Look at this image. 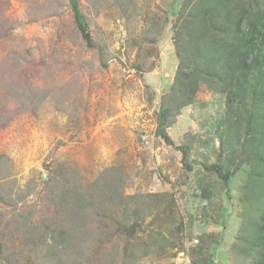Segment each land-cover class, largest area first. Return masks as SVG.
Segmentation results:
<instances>
[{"label":"rangeland","instance_id":"rangeland-1","mask_svg":"<svg viewBox=\"0 0 264 264\" xmlns=\"http://www.w3.org/2000/svg\"><path fill=\"white\" fill-rule=\"evenodd\" d=\"M182 1L79 0L90 48L67 0H0V193L11 195L0 202L1 248L34 255L15 231L19 212L37 224L58 210V190L54 202L42 200L59 185L68 201L71 192L114 176L125 194L155 202L131 238L85 245L92 264L114 247L116 264H209L211 241L212 264H253L258 253L240 237L249 239L244 227L263 191L255 183L247 194L257 160L250 133L242 136L244 150L231 137L234 98L228 103L202 83L194 102L170 118L173 145L155 133L160 98L177 67ZM250 113L251 127L263 128L264 112ZM177 146L186 149L185 160ZM211 164L233 170L227 183L204 168Z\"/></svg>","mask_w":264,"mask_h":264},{"label":"trees","instance_id":"trees-1","mask_svg":"<svg viewBox=\"0 0 264 264\" xmlns=\"http://www.w3.org/2000/svg\"><path fill=\"white\" fill-rule=\"evenodd\" d=\"M67 2L74 26L85 45L94 47L88 21L79 0ZM174 26L173 40L177 46L175 49L178 62L173 83L160 98L155 133L165 143L173 145L166 131L170 118L182 107L194 102L202 83L213 91L224 93L228 103L231 97L234 98L233 105L229 106L232 111L229 121L234 128H229L231 137L244 150L242 136L246 138L250 133L252 153L257 160L251 164L248 174L253 178V185H246L247 194L254 191L255 183L260 184L263 191L258 209L244 227L243 234L247 230L251 232L249 239L246 240L244 235L240 239L247 243L249 249L254 248V253H258L252 257L253 264H263L264 119L263 128L251 127L250 112L253 113L256 108L264 112V0H184ZM246 111L248 115L244 117L243 113ZM242 126L243 131L239 130ZM240 138L243 139L241 144ZM176 148L180 151L182 160H185L186 149L182 146ZM204 168L213 171L224 183L228 182L233 172L219 164ZM112 177L107 182H94L81 190L71 192L68 201L60 197V185L58 189L51 190L50 197L46 194L42 201L44 204L45 201L54 202L55 191L58 190V210L47 211L44 219L40 218L37 224L32 221L30 213L25 216L19 212L15 231L20 233L19 237L28 240L25 245L28 252L34 255L15 256L1 248L0 244V264H37L38 257L43 264H92L90 257L86 255L85 245L93 244L101 237L114 238L117 235L131 238L133 226L137 225V220L147 215L152 207L150 203L155 200L148 196L142 199L139 194H125L124 187H118L117 178ZM52 181L48 177L43 183L46 190L49 191ZM10 196L9 192L5 195L0 193V202ZM130 203L136 204L131 207ZM117 209V217L114 212H109ZM49 213H53L55 217H50ZM212 243L213 241L209 242L205 248L209 264H212L209 253ZM34 248L40 250V255L34 253ZM117 252V247H114L103 255L109 254L107 258L99 257L93 264H116L114 255Z\"/></svg>","mask_w":264,"mask_h":264}]
</instances>
